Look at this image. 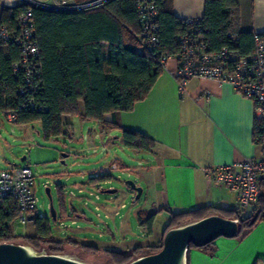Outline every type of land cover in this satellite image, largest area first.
I'll use <instances>...</instances> for the list:
<instances>
[{
    "label": "trees",
    "instance_id": "1",
    "mask_svg": "<svg viewBox=\"0 0 264 264\" xmlns=\"http://www.w3.org/2000/svg\"><path fill=\"white\" fill-rule=\"evenodd\" d=\"M156 6L160 48L153 51L143 46L136 0H113L101 9L69 14L35 9L34 20L44 81L43 92L37 100L47 110L36 113L20 109L24 102L19 94L22 81L14 76L13 66L20 60L21 51L13 44H6L0 46V114L14 112L18 125L39 123L47 139L69 136L71 126L64 122V117H81L82 105L85 108L83 118L97 123H103L107 114L132 111L135 104L143 101L152 90L164 69L163 60L178 56L180 38L185 34H199L210 52L229 48L242 56L254 51L256 37L264 38V33L256 35L240 31L238 0H205L204 16L194 25L175 17L172 0H156ZM25 10V7H21L2 13L0 11V25L6 26L11 32L16 31L17 17ZM122 134L123 144L129 150L151 151L155 148V141L141 133L124 130ZM263 137L264 126L255 121L254 142L262 145ZM110 180V176H99L91 178L90 184L95 186ZM260 188V198L251 218L243 219L240 209L227 211L214 207L169 212V223L159 244L155 246H138L130 251H102L89 245H82L81 248L94 254L105 253L111 258L112 264H128L142 256L159 252L169 230L214 215L238 220V237H244L264 221L263 177ZM60 200L63 215H66L68 210L63 194ZM257 213L259 218L251 225ZM18 214V204L14 199L9 197L0 200V244L20 242L16 244H28L38 250L46 248L49 254L60 256L66 246L80 247L70 238L64 242L54 240L47 218H35V235H15L13 224ZM154 219V215L147 219L140 216V226L147 227L151 232Z\"/></svg>",
    "mask_w": 264,
    "mask_h": 264
},
{
    "label": "crops",
    "instance_id": "2",
    "mask_svg": "<svg viewBox=\"0 0 264 264\" xmlns=\"http://www.w3.org/2000/svg\"><path fill=\"white\" fill-rule=\"evenodd\" d=\"M238 2L240 31L263 34L264 0ZM172 10L180 20L202 19L205 0H172ZM177 67V59L170 58L143 101L136 103L130 112L107 114L103 123H99L103 132H118L122 137L124 130H130L156 143L151 151L131 150L136 154H146L150 163L137 170L139 179L150 184L148 207L144 206L137 213L138 219L153 215L156 219L165 214L169 223V212L206 207L238 211V195L226 188L210 185L202 168L238 164L248 158L260 160L263 156L262 146L253 139L256 121L254 103L236 92L231 85L208 80L188 81L185 93L181 94L178 80L173 76ZM207 95H210L209 100ZM80 111L83 118V105ZM68 118L72 117L65 116L64 122L72 127ZM24 165L29 164L21 166ZM21 166L14 165L10 170ZM121 168L127 166L122 164ZM71 188L73 186L69 187L72 191ZM58 192L65 198L67 190L59 185ZM72 210L76 211L75 208ZM164 231L155 234L152 228L150 241L144 246L159 244ZM130 248L126 251L136 247ZM257 262L264 264V221L244 237L220 238L208 249L191 248L187 254V264Z\"/></svg>",
    "mask_w": 264,
    "mask_h": 264
},
{
    "label": "rangeland",
    "instance_id": "3",
    "mask_svg": "<svg viewBox=\"0 0 264 264\" xmlns=\"http://www.w3.org/2000/svg\"><path fill=\"white\" fill-rule=\"evenodd\" d=\"M68 120L72 124L69 136L47 139L39 123L28 127L18 125L0 114V171H9L14 165L31 166L34 194L38 199L34 217L48 219L54 240L64 242L70 238L80 244L79 248L66 246L61 256L86 264H112L105 253L94 254L81 246H96L102 251H126L129 247L149 243L151 233L147 227L140 226L137 217L144 206L148 207L150 196V184L139 179L137 170L149 165V158L126 148L120 133L103 132L97 122L85 121L80 116ZM24 157L27 159L22 161ZM114 164L118 167L116 171L111 169ZM122 164L127 168H121ZM99 176H110L111 180L91 186L90 179ZM127 181H133L143 189L139 201H135L134 192L127 188ZM59 185L67 190L64 198L68 207L66 215L61 207ZM70 186H73L72 191ZM47 189H50L57 220L50 214ZM108 190L117 193H103ZM166 218L162 214L155 219V234L164 231L168 223ZM13 232L15 235H35V227L29 224L22 228L15 223ZM24 245L39 254L50 253L46 248L38 250Z\"/></svg>",
    "mask_w": 264,
    "mask_h": 264
},
{
    "label": "built area",
    "instance_id": "4",
    "mask_svg": "<svg viewBox=\"0 0 264 264\" xmlns=\"http://www.w3.org/2000/svg\"><path fill=\"white\" fill-rule=\"evenodd\" d=\"M111 1L113 0H0L1 13L26 8L17 17L16 31L11 32L6 26L0 25V46L13 44L21 51L20 60L13 66L14 76L22 81L19 94L24 102L21 110L36 113L47 110L37 100L43 92L44 81L34 10L39 8L58 14L80 13L101 9ZM136 4L142 25L140 37L143 46L150 51L157 50L160 48V36L156 22V0H136ZM185 21L194 25L199 19ZM198 35L188 33L182 36L179 54L174 57L178 61V67L173 76L178 80L180 93H185L187 83L192 79L208 80L220 85L229 84L254 103L255 119L264 126V38L256 37L254 51L242 56L229 48L210 52ZM232 38L237 40L235 36ZM168 60H163L164 68L167 67ZM206 98L209 100L210 95ZM5 116L10 123H16L14 112L8 111ZM261 146L263 156L260 160L248 158L238 164L202 168L210 185L226 188L238 195L243 219L252 217L260 198V180L264 173V137ZM111 169L116 171L118 167L114 164ZM9 197L18 204L16 225L25 228L33 224L38 199L34 194V172L30 165L0 171V200Z\"/></svg>",
    "mask_w": 264,
    "mask_h": 264
},
{
    "label": "water",
    "instance_id": "5",
    "mask_svg": "<svg viewBox=\"0 0 264 264\" xmlns=\"http://www.w3.org/2000/svg\"><path fill=\"white\" fill-rule=\"evenodd\" d=\"M22 161H25V159ZM126 186L134 192L135 201H139L142 197L143 189L133 181H127ZM46 192L50 200V214L54 220H57V212L53 205L50 189H47ZM103 193L113 195L117 191L108 190ZM258 218L259 213L253 217L251 225L255 224ZM239 231L240 226L236 220L226 219L219 215L210 216L203 220L169 230L164 236L163 246L159 252L142 256L128 264H187V254L191 246L204 248L220 238L233 239L238 237ZM0 264L86 263L70 259L66 256L39 254L22 244L2 243L0 244Z\"/></svg>",
    "mask_w": 264,
    "mask_h": 264
},
{
    "label": "bare ground",
    "instance_id": "6",
    "mask_svg": "<svg viewBox=\"0 0 264 264\" xmlns=\"http://www.w3.org/2000/svg\"><path fill=\"white\" fill-rule=\"evenodd\" d=\"M68 258L73 259V258H71V257H68Z\"/></svg>",
    "mask_w": 264,
    "mask_h": 264
}]
</instances>
